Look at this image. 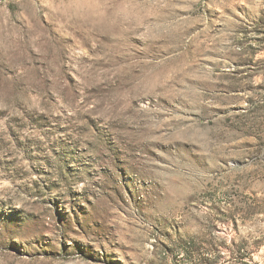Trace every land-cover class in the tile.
Instances as JSON below:
<instances>
[{
    "label": "rangeland",
    "instance_id": "374dc122",
    "mask_svg": "<svg viewBox=\"0 0 264 264\" xmlns=\"http://www.w3.org/2000/svg\"><path fill=\"white\" fill-rule=\"evenodd\" d=\"M0 264H264V0H0Z\"/></svg>",
    "mask_w": 264,
    "mask_h": 264
}]
</instances>
